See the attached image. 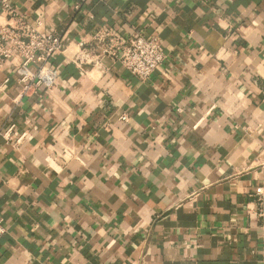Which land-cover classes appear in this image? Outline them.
Listing matches in <instances>:
<instances>
[{
    "label": "crops",
    "instance_id": "obj_1",
    "mask_svg": "<svg viewBox=\"0 0 264 264\" xmlns=\"http://www.w3.org/2000/svg\"><path fill=\"white\" fill-rule=\"evenodd\" d=\"M11 3L70 45L49 94L0 70V264H264V0ZM103 26L164 64L73 63Z\"/></svg>",
    "mask_w": 264,
    "mask_h": 264
},
{
    "label": "built area",
    "instance_id": "obj_2",
    "mask_svg": "<svg viewBox=\"0 0 264 264\" xmlns=\"http://www.w3.org/2000/svg\"><path fill=\"white\" fill-rule=\"evenodd\" d=\"M0 11L15 20L0 23V70L7 62L20 59L16 79L22 88L21 95L32 98L41 93L49 94L57 87L61 76L60 67L52 59L65 53L70 44L56 33L40 31L29 24L11 0H0ZM71 54L70 60L79 67L112 59L141 81L149 80L167 58L160 37L138 35L125 40L109 26H103L91 40L79 41ZM121 119L128 118L123 115ZM15 128L12 125L4 133L8 142L13 141ZM262 192L263 187H259L257 194ZM6 232L5 223L0 219V240Z\"/></svg>",
    "mask_w": 264,
    "mask_h": 264
}]
</instances>
